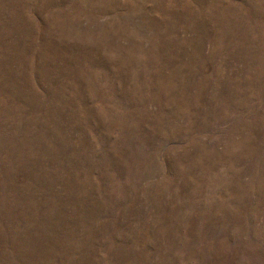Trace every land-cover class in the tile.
<instances>
[{"label": "rangeland", "instance_id": "1", "mask_svg": "<svg viewBox=\"0 0 264 264\" xmlns=\"http://www.w3.org/2000/svg\"><path fill=\"white\" fill-rule=\"evenodd\" d=\"M0 264H264V0H0Z\"/></svg>", "mask_w": 264, "mask_h": 264}]
</instances>
